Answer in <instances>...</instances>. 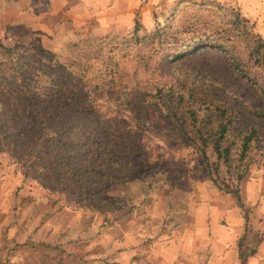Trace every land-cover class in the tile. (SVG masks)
Segmentation results:
<instances>
[{"label":"rangeland","instance_id":"374dc122","mask_svg":"<svg viewBox=\"0 0 264 264\" xmlns=\"http://www.w3.org/2000/svg\"><path fill=\"white\" fill-rule=\"evenodd\" d=\"M231 8L238 10L225 0H0V39L8 45L68 57V43L88 38L84 48L97 54L87 109L108 150L144 169L143 176L137 167L126 178L88 186L89 195L77 200L23 178L0 147V264H242L235 236L243 235L241 249L249 253L264 219V119L247 110L264 108L260 89L250 80L222 86L247 107L230 110L235 126L258 130L239 185L244 226L242 209L209 180L164 103L150 104L156 85L176 92L203 80L220 85L204 75L212 58L199 54L203 42L195 55L173 54L181 41L225 26ZM135 21L139 40L131 37ZM249 21L264 34L260 21ZM253 74L264 82V65ZM122 168L109 171L119 176Z\"/></svg>","mask_w":264,"mask_h":264},{"label":"trees","instance_id":"16d2710c","mask_svg":"<svg viewBox=\"0 0 264 264\" xmlns=\"http://www.w3.org/2000/svg\"><path fill=\"white\" fill-rule=\"evenodd\" d=\"M228 17L225 26L181 41L173 54L174 59L195 55L196 44L203 42L199 54L212 58L204 75L221 86L203 80L176 92L172 86L163 91L162 85H156L150 104L164 103L165 115L195 145L209 180L233 196L247 222L239 185L248 168L251 144L259 138L258 130L255 124L235 126L230 110L247 107L241 98L227 95L222 86L250 80L264 96V82L253 74V69L264 65V34L239 10L231 8ZM138 29L135 21L134 40L140 39ZM87 43L88 38L68 43L62 52L69 55L62 57L37 45H8L0 39V119L10 121L0 126L2 152L9 155L23 178L30 175L50 192H65L77 200L82 194L89 195L88 190L84 192L86 187L117 181L122 175L126 178L133 168H140L139 176L144 174L142 164L132 166L133 160L108 150L99 122L87 109L85 86L90 83L88 71L97 54L90 46L84 48ZM247 110L264 119V108ZM136 159L142 160L143 155L138 152ZM113 166L124 168L119 176L110 173ZM241 238L238 257L244 262L255 249L244 253Z\"/></svg>","mask_w":264,"mask_h":264},{"label":"crops","instance_id":"0c3cea01","mask_svg":"<svg viewBox=\"0 0 264 264\" xmlns=\"http://www.w3.org/2000/svg\"><path fill=\"white\" fill-rule=\"evenodd\" d=\"M226 2L235 5L240 13L245 16L247 19L260 21L264 25V0H225ZM259 23V22H258ZM261 224L258 223V226L254 232V238L258 237L255 241V246L253 249L254 252L249 254L244 262H240L242 264H264V219H262ZM246 223L244 217L242 226ZM241 226V227H242ZM243 235H236L235 242L233 245V249H235V253L238 256V246L239 239ZM260 236V237H259ZM256 239V238H255Z\"/></svg>","mask_w":264,"mask_h":264}]
</instances>
